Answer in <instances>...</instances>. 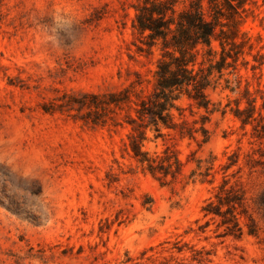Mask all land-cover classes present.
<instances>
[{"label":"rangeland","instance_id":"1","mask_svg":"<svg viewBox=\"0 0 264 264\" xmlns=\"http://www.w3.org/2000/svg\"><path fill=\"white\" fill-rule=\"evenodd\" d=\"M146 1L0 0V264H264V0H241L251 46L210 110L174 90V128L148 112L166 51L134 26Z\"/></svg>","mask_w":264,"mask_h":264},{"label":"trees","instance_id":"2","mask_svg":"<svg viewBox=\"0 0 264 264\" xmlns=\"http://www.w3.org/2000/svg\"><path fill=\"white\" fill-rule=\"evenodd\" d=\"M206 1L208 5H205L204 0H191L179 12L176 9V0H147L145 5L136 7L134 26L148 37V46L160 41L162 49L166 51L155 70L156 85L162 92L164 101L156 103L148 112L169 128L175 127L167 113L169 106H172L171 100L175 98L174 90H184L197 107L210 110L205 88L209 85L211 74L228 65L229 58L236 62L245 52V47L251 46L250 36L242 31L240 25L242 1ZM214 41L220 45V59L209 65L206 71L196 68L194 51L203 45L212 54ZM166 55L169 59H166ZM133 150L136 159L146 163L147 168L154 172L155 158L142 151L138 143H134Z\"/></svg>","mask_w":264,"mask_h":264}]
</instances>
